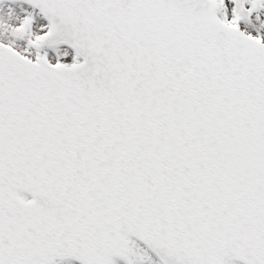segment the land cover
<instances>
[{
    "label": "snow or ice",
    "instance_id": "snow-or-ice-1",
    "mask_svg": "<svg viewBox=\"0 0 264 264\" xmlns=\"http://www.w3.org/2000/svg\"><path fill=\"white\" fill-rule=\"evenodd\" d=\"M0 264H264V0H0Z\"/></svg>",
    "mask_w": 264,
    "mask_h": 264
}]
</instances>
